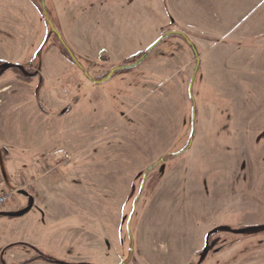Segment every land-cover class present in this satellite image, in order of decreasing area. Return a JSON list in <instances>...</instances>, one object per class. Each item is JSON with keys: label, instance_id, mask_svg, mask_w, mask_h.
<instances>
[{"label": "rangeland", "instance_id": "374dc122", "mask_svg": "<svg viewBox=\"0 0 264 264\" xmlns=\"http://www.w3.org/2000/svg\"><path fill=\"white\" fill-rule=\"evenodd\" d=\"M51 2L62 38L88 61H130L169 29L184 32L199 53L194 139L185 154L149 171L131 222L130 264H187L210 229L263 225L264 110L254 124L248 119L264 96V0ZM44 29L29 0H0V62L32 60ZM167 39L156 53L166 56L99 85L55 44L45 50L41 76L1 75L7 178L33 190L35 201L23 215L0 218V264L121 263L140 173L187 141L194 58L182 38ZM248 157L256 164L250 170ZM8 191L0 169V194ZM24 204L13 194L0 211ZM220 234L235 242L205 264H264V232ZM29 246L62 261L36 257Z\"/></svg>", "mask_w": 264, "mask_h": 264}, {"label": "water", "instance_id": "95a60500", "mask_svg": "<svg viewBox=\"0 0 264 264\" xmlns=\"http://www.w3.org/2000/svg\"><path fill=\"white\" fill-rule=\"evenodd\" d=\"M40 5H41V10H42L41 15L43 17L45 24L48 27L49 32L47 33L43 44L39 47L38 51L35 53V57L38 59V62L40 63V61H41V52L45 47V44L47 42L48 37L50 36V34H54L58 43L66 52L67 56L73 61V63L78 67V69H80L83 72L85 77H87V79L93 83H103V82L107 81L109 78H111L113 76V74L119 70L132 69V68L137 67L139 64H141L147 58L149 53L161 43V41H163L165 38L172 36V35H178L184 39L186 44L190 47L192 56L194 58L193 72H192V75H191V78L189 80V84L187 87V93H188V98H189V102H190V114L188 116V132L186 133L187 141L178 151H176L174 153H170V154L161 155L156 161H154L153 163L148 165L140 173L141 181H140L139 189H138L136 196L133 199L131 211L127 217L126 224H125L126 235L128 237V241H129L128 253H127V256L125 257V259L123 261H121V263H119V264H128L132 255H133V250H134L133 237H132L130 224H131V220H132V217L134 215V212H135L136 202H137L138 198L140 197L141 192L143 190L147 173L152 168L159 166L161 164H164L167 157L182 156L183 154H185L190 149V147L192 145L193 138H194V132H195V115H196V102H195V98L193 95V88L197 84L198 80L201 78L200 73H198L199 66H200L199 53H198L195 45L193 44V42L187 37V35L184 32L177 31V30L166 31L162 35H160L154 42H152L140 54V56L137 57L134 61H132L130 63H117V64H115L114 67L110 70V72L106 75V77H104L101 81H95V80H93V78L88 76L87 71L85 70V68H84L82 62L80 61L78 55L65 42V40L62 38L60 32L56 29L53 21L51 20L49 14L47 12L46 0H40ZM2 67H3V69H7V68H11V67H16V65L12 64V63H5L4 65H2ZM197 73L199 74L198 80H196ZM0 169L2 172L4 183H5L8 190L12 191L14 195H21L25 198L31 197L30 194L26 190H24L23 188H17L11 183V181L10 182L8 181V178H7L8 171H7L6 166H5V162L3 159V154H2L1 149H0ZM31 206L32 205H28L27 207H24L22 209L10 211V212H0V218L1 217H12V216L16 217V216L23 215L31 209Z\"/></svg>", "mask_w": 264, "mask_h": 264}, {"label": "flooded vegetation", "instance_id": "af4514ba", "mask_svg": "<svg viewBox=\"0 0 264 264\" xmlns=\"http://www.w3.org/2000/svg\"><path fill=\"white\" fill-rule=\"evenodd\" d=\"M29 1L37 8V10L39 11V14H40V18L44 22L43 17L41 15L42 14L41 13L42 10H41V5H40V0H29ZM46 8H47V12H48L51 20L53 21L56 29L59 31V25H58L57 20H56V16H55V12H54V7H53V4H52L51 0H46ZM44 26H45V29H44V31H45V37H44L42 43L40 44V46L43 44V42H44V40L46 38V35L49 32L48 27L45 24V22H44ZM170 30H172V29L165 30V32L166 31H170ZM169 37H180V36H178V35H172V36H169ZM169 37H167V38H169ZM167 38H165L163 41H161V43L149 53V55L147 56V58L141 64L148 62V60L150 61V59L151 60H154L156 57L166 56L167 55V52L166 51H164V52L161 51V54H158V55L156 54V52L159 50V48H158L159 46L160 47H163L162 50H164L167 47V44H168L167 43V40H168ZM180 38H182V37H180ZM48 44L50 46H52V44H55L52 47H57V46H58L57 48L60 47L63 50L64 55L68 58V60L73 63V61L67 56V54L64 51V49L58 43L55 35L54 34H50V36L48 37L47 42L45 44V47H44V49L41 52V61H40V63L38 62V59L35 57V55H34V57H33L32 60L26 61L23 64H18V65L15 64L16 67H11V68H7V69H3V67H2V65H4L7 62H5V63L4 62H2V63L0 62V77H1V75L4 72H6L9 69H13L14 70L15 75H17V77H18L17 79H19V80H21V79H27V80H29V79H31V78H33L35 76H41L42 64H43V55L46 52L45 50L48 47H50ZM38 49H37V51H38ZM189 49H190V47H189ZM154 52H155V54L157 56H153L151 58V56L154 54ZM141 53H139L135 58L131 59L130 61H127V59H126V60L122 61L121 63H130V62L134 61L137 57H139ZM168 54H170V53H168ZM79 59L82 62L85 70L87 71L88 76L91 77V78H93V80H95V81H101L104 77H106V75L110 72V70L115 65L113 63H109V64L107 63L106 64V63H102V62H99V61L98 62H91V61H87L85 59H82L81 57H79ZM141 64H139V65H141ZM102 65H107L108 68L105 71H102V70L101 71H98V68L101 67ZM94 68H95V72L96 73L93 72V70H92ZM76 69L84 77V79L87 80L89 83L95 84V85L102 84V83H93V82L89 81L87 79V77H85V75L83 74V72L80 69H78L77 66H76ZM125 70H130V69H124V70H119V71L115 72L113 74V76L111 78H109L107 81H109L110 79H112L114 76L121 74V72H123ZM107 81H105V82H107ZM105 82H103V83H105ZM162 166H163V164H161L159 166H156V168H160ZM148 173H147V175H148ZM145 183H147V176H146ZM145 183H144V185H145ZM138 189H139V187H138ZM143 189H144V187H143ZM137 192H138V190H137ZM142 193H143V190L141 192V195H142ZM29 194H30L31 197L30 198H25V204L22 206V208L27 207L28 205H32V206L34 205L35 195H34L33 190ZM141 195H140V197H141ZM140 197L138 198L137 202L139 201ZM133 199H132V202H133ZM137 202H136V205H137ZM32 206H31V208H32ZM131 207H132V205H131ZM22 208H19V209H22ZM19 209H17V210H19ZM135 210H136V208H135ZM134 213H136V212H134ZM132 219H133V217H132ZM131 222H132V220H131ZM229 230L235 232L236 234H241V236L248 237V236L259 235V234L263 233L264 232V224L263 225H260L258 228H255V230L253 232H248V230H250V229H245L244 227H242V228H231V227L223 228V227H218V228H214V229L212 228V229H210L208 232H206L204 234V237H203V240H202V243H201L200 247H197L193 251V253L191 254L190 258L186 261L187 264H205V262L208 260V258L211 259L214 255H216V252H218L220 249H222L225 245H227L229 243H232V242H235L234 240L231 241L229 239H226L222 234H220L223 231H229ZM125 240L122 239V241H124V247L126 246V253H125V256L122 257V259L120 261H123L125 259V257L127 256V253H128V247H129L128 237L125 238ZM23 245H25V244H22L21 246H23ZM122 246H123V244H122ZM133 247H134V242H133ZM29 248H30V250L33 253H35V256L36 257L46 258V260L52 261L53 263H55L56 260L57 261L60 260L59 258L53 259L52 257L46 256L45 254L40 253L39 251L33 249L31 246H29ZM133 254H134V250H133ZM60 261H62V260H60ZM60 261H58V262H60ZM131 262H134V259L132 257H131V259L129 261V264Z\"/></svg>", "mask_w": 264, "mask_h": 264}, {"label": "crops", "instance_id": "0c3cea01", "mask_svg": "<svg viewBox=\"0 0 264 264\" xmlns=\"http://www.w3.org/2000/svg\"><path fill=\"white\" fill-rule=\"evenodd\" d=\"M193 11L191 10L190 11V13H192ZM196 15V14H195ZM184 22H186V23H190L191 21L189 20V19H186V20H184ZM177 23V22H176ZM182 27V26H181ZM261 34V33H260ZM253 35L254 36H256V32L255 33H253ZM262 35V34H261ZM264 37V36H263ZM261 42H262V45H264V42H263V40L261 39L260 40ZM202 42V41H201ZM142 52V51H141ZM141 52H138V53H136L135 55H138L139 53H141ZM78 55V54H77ZM135 55H132V56H135ZM79 56V55H78ZM79 57H81V56H79ZM82 58V57H81ZM82 59H84V58H82ZM128 59V58H127ZM222 59H224V56H221V60ZM226 59V58H225ZM85 60H87V59H85ZM124 60H126V59H123L122 61H124ZM88 61V60H87ZM122 61H120V62H118V63H121ZM114 64H117V63H114ZM219 66H220V63H219ZM221 66H223L224 67V64H221ZM222 69H224V68H222ZM222 71V70H221ZM199 73H200V70H199ZM225 73H226V70H225ZM222 74H224L223 73V71H222V73H221V75ZM200 75H201V78H200V81H199V84H201L202 82H203V75L200 73ZM189 83V82H188ZM263 85V84H262ZM188 86V85H187ZM237 86V83L235 82V87ZM260 87V86H259ZM255 105L253 104V107H254ZM264 108V96H262V95H260V98H259V106H255V110H254V116H252L251 118H249L248 120H250V119H254V121L252 122V124H254L256 121H257V117L255 116V115H260L261 116V113H262V110H264L263 109ZM106 115L108 116L109 115V113L108 112H106ZM110 116V115H109ZM260 122L261 121H264V118H262V117H260ZM0 123H1V121H0ZM6 123V122H5ZM257 124V123H256ZM2 125V124H1ZM0 125V126H1ZM254 126H252V127H250L249 129H248V134H249V138L251 139V138H253L254 136L253 135H255L256 134V132H257V130L255 129V128H253ZM179 134H180V132H179ZM179 134L177 135V137H179ZM194 134H195V132H194ZM176 137V138H177ZM194 139V138H193ZM255 163V161L254 160H252L251 161V158L250 157H248V167H249V170H250V168H252V167H254L256 164H254ZM14 182H16V181H14ZM22 184V183H21ZM1 212H8V211H1ZM24 261H25V259H23ZM20 261V262H24V261ZM10 264H16V262H11Z\"/></svg>", "mask_w": 264, "mask_h": 264}, {"label": "built area", "instance_id": "2783aa9c", "mask_svg": "<svg viewBox=\"0 0 264 264\" xmlns=\"http://www.w3.org/2000/svg\"><path fill=\"white\" fill-rule=\"evenodd\" d=\"M12 198H13V192L12 191H8L4 194H0V206L4 205L5 203H7Z\"/></svg>", "mask_w": 264, "mask_h": 264}, {"label": "trees", "instance_id": "16d2710c", "mask_svg": "<svg viewBox=\"0 0 264 264\" xmlns=\"http://www.w3.org/2000/svg\"><path fill=\"white\" fill-rule=\"evenodd\" d=\"M4 157H5V155H4Z\"/></svg>", "mask_w": 264, "mask_h": 264}]
</instances>
